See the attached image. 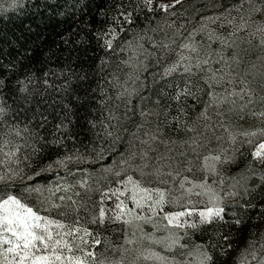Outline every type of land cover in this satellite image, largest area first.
Returning a JSON list of instances; mask_svg holds the SVG:
<instances>
[{
  "label": "snow or ice",
  "instance_id": "obj_1",
  "mask_svg": "<svg viewBox=\"0 0 264 264\" xmlns=\"http://www.w3.org/2000/svg\"><path fill=\"white\" fill-rule=\"evenodd\" d=\"M181 2L143 0V7L151 13L163 12L166 17L175 16L173 9ZM245 3L249 5V19L253 14L262 17L255 33L249 35L259 34L260 46L264 48V0L259 3L240 0L239 4L232 5L223 13L202 16L199 25L186 36L181 31L185 25L181 24L171 36L165 32L161 41L148 36L145 30L144 35L137 34L120 45V53H127V57L119 60L117 68L123 71L122 65L128 71L123 72L122 79L115 72L111 74L107 80L112 89L111 95L105 96L101 89L105 98L100 103L107 116L100 120V124L105 136L113 142L121 139V131L125 132L130 137V148L135 150L129 151L126 156L121 154L119 168L114 164L101 169L115 177L108 181L107 186L93 181L91 174L81 169H77L84 173L80 179L69 180L67 177L75 176L69 170L65 177L58 176L55 184L31 183L46 172L67 169L70 163L78 164L87 157L77 151L57 156L55 160L49 157L48 162L43 163L42 150L48 144L61 143L55 136L48 141L37 131L45 128L48 116L37 111L32 114L31 120L25 117L23 121L15 119L10 122L5 119L11 112L10 106L0 95V264H126L124 254L129 245L135 247V231L133 238H129L124 229V244L112 247V256L107 254V248L98 252L97 246L103 247L105 238L81 223V209L89 225L107 229L109 225L120 223L134 225L142 231V224H150L153 232L144 233L150 244L161 246L164 253H174L177 248L183 250V259H177L175 255L168 256L148 247L136 255L134 264H140V261L145 264L149 261L153 264H250L249 257L256 259L254 246L257 241L248 240L247 236L254 235L251 228L257 227L249 223L251 213L257 212L255 220L264 219V127L234 132L225 120V112L221 111L224 105L231 106L228 111L234 110L237 100L245 101L239 105L240 111H243L255 99V91L247 79L249 70L241 74L233 68V65L239 68L242 64L239 55L234 52L232 57L225 56V49L236 47L237 34L247 31L244 17L240 16V23L237 24V17L232 15L233 12H242ZM19 4L20 0H7L8 8H16ZM122 7L117 6V13L123 16V21L114 18L107 31L97 33V40L102 41L106 52L116 51L115 41L121 32L126 31L120 25L133 23L131 12L121 11ZM4 9L5 3L0 2V10ZM217 24L232 31L225 36L212 27ZM173 27L174 23L166 22L159 30ZM198 35L204 37L206 45L203 40L196 39ZM145 42L151 45V49L145 47ZM213 43H218L220 47L214 50ZM106 63L102 58L101 67ZM214 64H220V67L215 68ZM149 66L156 68L151 73V87L156 89L157 96L154 101H151V96L143 94L150 90V85L141 73ZM255 68V65L251 66V69ZM261 69L260 75L264 79V65ZM49 74L44 73L43 83L50 87L47 80ZM37 83L39 81L34 74L26 73L16 79L13 95L30 99L36 93ZM205 86L209 99L199 113V119L204 121L205 130L210 127L214 133L220 130V134L215 135L216 146H211L205 133H198L180 141V147H176L175 140L163 137L159 123L152 127V118L159 116L157 108L162 102L167 115V108L174 101L177 115L172 120L177 130L196 131L182 121L181 117L186 113L179 105L182 100L186 102L189 96L198 100L196 93L204 91ZM3 87L5 81L0 80V88ZM219 87L224 88L223 94L216 91ZM134 99H138L139 104H133ZM109 101L114 102L110 108L107 106ZM149 101L155 107H146ZM121 107L123 114L119 112ZM210 109L219 118L215 124L210 123ZM137 114L140 120L134 123L135 130L129 132L124 124ZM251 115L264 119V112H252ZM37 116L38 122L33 123ZM89 124L96 127L93 121ZM55 128L56 132L66 129L64 119ZM158 144L164 145V152L158 151ZM245 146L251 150V160L243 172L229 177L234 183L229 185V191L224 192L225 179L221 169L235 165L237 155ZM104 151L101 147L96 153L97 158H102ZM153 152L156 153L154 157ZM21 153L25 167H21ZM33 164L39 167L29 174L26 168L31 169ZM257 169L260 170L258 177ZM197 174H201L202 178ZM217 176L220 177L221 192L214 187ZM209 178H212V184L208 183ZM254 178L259 180L258 184ZM97 195L99 201L95 199ZM109 200L114 205L110 209L105 206ZM73 212L76 214L74 221L70 219ZM208 229L212 230L211 233ZM222 229H226L227 234ZM233 229L237 233L235 237ZM157 232L164 235L158 236ZM197 233L208 234V240L202 238L199 243H185ZM242 236L243 248L240 243ZM213 237L215 242H212ZM259 242L264 249V231H261ZM258 264H264V258Z\"/></svg>",
  "mask_w": 264,
  "mask_h": 264
},
{
  "label": "trees",
  "instance_id": "obj_2",
  "mask_svg": "<svg viewBox=\"0 0 264 264\" xmlns=\"http://www.w3.org/2000/svg\"><path fill=\"white\" fill-rule=\"evenodd\" d=\"M119 5L123 6L121 11L131 12L133 23L120 25L126 31L121 32L117 37L116 51L106 52L102 47V41L97 40V33L107 31L114 18L123 21V16L117 13ZM137 5L140 6L139 11H137ZM154 23V13L148 12L143 7V0H27L16 10L0 15V80L5 81V87L0 88V95L5 98L11 109L5 119L12 122L15 119L23 121L27 117L31 120L34 112H45L48 116V123L44 129H37V131L41 136L47 137L48 141H51L55 136L61 143L48 144L42 150L43 163H47L49 157L55 160L57 156L71 155L77 151L87 157L78 164L70 163L67 169L60 168L46 172L31 183L45 186L55 184L58 176L65 177L67 171H72L75 168L86 170L87 174H91L93 181H98L103 186L107 178L101 169L113 164L115 159L119 160L122 153L135 150L130 148V137L123 131L120 132L121 139L117 142H113L105 136L100 120L107 116V111L100 101L106 95L112 94V89L107 84L111 74L115 72L119 75L122 72L118 70L117 65L119 60L126 56V53H120V45L124 41L132 40L137 34L144 35L145 30L148 33L152 30ZM102 58L107 62L103 68L101 67ZM120 67L122 68V66ZM29 72L34 74L39 81L35 86L36 93L30 99L13 95L12 90L16 79ZM45 72L50 73L47 77L50 87L43 83ZM148 83L151 87V81ZM251 86L255 91V99L251 104L254 108H251L264 112V79L261 78L260 72L252 79ZM29 87L32 88L31 85ZM102 88L105 96L101 94ZM144 95L151 96V101H154L157 98L156 89L151 87ZM196 95L199 97L198 100L189 96L186 102L182 100L179 105L185 109L186 113L181 117L182 121H186L196 131L177 130L175 122L172 120V117L177 115V105L174 101L167 108V115H165V106L162 102L161 106L157 108L159 116L152 118V127L159 123L163 137L175 140L176 147H180V141H186L198 133H205L208 140L211 141V146H216L215 135L219 134L214 133L211 127L205 130L204 121L199 119V113L204 109L205 103L209 99L206 86L204 91L198 92ZM151 101L146 104V107H155ZM112 103L114 102L109 101L107 106L110 108ZM133 104H139V100L134 99ZM237 110H240L239 105ZM123 111L124 109L121 107L119 112L123 114ZM129 116H132V113H129ZM247 118L254 119L253 116ZM61 119H64L67 128L62 132H56L55 125ZM38 120L37 116V120L33 123ZM139 120L140 117L137 114L124 126L129 132L134 131V123ZM89 121L95 122L96 127L93 128ZM210 123L214 124L212 121ZM257 127H264V119L257 120L254 126L250 125L243 130H252ZM227 146L225 145V147ZM101 147L105 150L103 157L97 158L96 153L100 151ZM250 151L245 146L242 152L237 155L235 165L225 166L221 169L228 187L234 183L229 177L237 176L238 173L243 172L248 161L251 160ZM20 158L21 167H25L23 153ZM38 167L39 165L33 164V167L26 168V171L31 174ZM76 174L80 179L84 173L77 171ZM259 175L260 170L257 169L256 177ZM75 176L67 178L77 179ZM255 183L258 184L259 180L255 179ZM95 199L99 201V196L97 195ZM256 208L258 211L259 204ZM96 211L98 214V204ZM256 214V211L252 212V218L249 219L250 224L257 225V227L251 228V233L254 235L264 228V219L255 220ZM79 215L84 226L92 228L94 232H100L105 238L104 246H97L98 252H104L107 248V254L112 256V247L123 245L124 225L116 223L109 225L107 229H99L87 223L83 209L80 210ZM75 218L76 214L73 212L70 219L74 221ZM207 231L211 233L212 230L208 229ZM222 231L227 234L226 229H222ZM232 235L234 237L237 235L234 229ZM254 235L249 234L247 239L251 240ZM202 238L207 241L208 234L197 233L191 237L192 241L197 243L201 242ZM212 242H215L214 237ZM243 242L244 237L242 236L241 248L244 246Z\"/></svg>",
  "mask_w": 264,
  "mask_h": 264
},
{
  "label": "rangeland",
  "instance_id": "obj_3",
  "mask_svg": "<svg viewBox=\"0 0 264 264\" xmlns=\"http://www.w3.org/2000/svg\"><path fill=\"white\" fill-rule=\"evenodd\" d=\"M26 1L27 0H20V4L18 7L8 8L7 7V0H0V2L5 3V9L0 10V15H3V14H6L10 11L16 10L17 8L22 6ZM154 2L159 3L160 0H154ZM165 2H170V0H165ZM253 2L259 3L260 0H253ZM239 3H240V0H182L181 4L177 5L173 9V11L176 12L175 16L169 15L166 17L163 12L154 13L155 23L153 24L152 30L157 29V31L153 32L152 30H150L147 33V35L150 37H154L157 41H161L165 37V32H167V35L171 36L172 32H174L176 29H179L181 24H184L185 27L183 29H181V31L186 36L189 31H191L194 27H197L199 25V22H200L202 16H212L214 14L223 13L225 9L231 7L234 4H239ZM248 7H249V5L247 3H245L244 10L242 12H240V13L233 12L232 13L233 16L237 17V20H236L237 24L240 23L239 17L240 16L244 17L245 21H247V31L237 34V37L235 38L236 39V47L225 49V56L226 57H232L234 52L239 55L240 59L242 60V64L240 65L239 68H236L235 65H233V68L235 71H237L241 74H243V72L246 69H248L249 75L247 76V79L251 83L254 76L258 72H260V70H262L261 65H264V48H262L260 46V35L259 34L249 35L250 33H255L256 28L259 25L262 17L253 14L251 19H249ZM166 22L167 23H174V27L172 29H166L165 31H160L159 30L160 27L165 25ZM212 27L216 28L217 31L221 32L225 36L228 34L229 31H232V29L228 28V27L220 28L218 24L213 25ZM196 39L198 41L203 40L204 44L205 45L207 44V41L204 40V37L202 35H198L196 37ZM145 47L151 49V45L147 42H145ZM219 47L220 46L218 43L212 44V48L214 50L218 49ZM126 57H127V53H126V56L124 58H126ZM213 58H215V52L214 51H213ZM252 65H255L256 68L251 69ZM213 67L219 68L220 64H214ZM122 69H123V71L121 72V74H119L121 79L123 78V72L128 71V69L123 68V66H122ZM155 71H156L155 67L149 66L148 70L143 71L141 73V75H142V77H146L147 82H148V81H151V73H153ZM150 89H151V87H150ZM216 91L220 94H223L224 88L219 87L216 89ZM147 92L148 91H146L144 93H147ZM243 103H245V101L237 100V105H236L235 109L232 111H228L229 107H231L230 105H224L223 108L221 109V111L225 112L226 122L229 123L230 127L232 128V130L234 132L243 130L244 128H248V126H250V125L254 126L257 123V120L258 121L260 120V118L254 117V116H253L254 119H250V118L248 119L247 118L248 116L252 117L251 113L253 111H255L257 113L260 112V111L253 110L252 108H254V106L248 105L246 108H244L243 111L237 110L238 105L243 104ZM209 116L212 117L211 121L214 124L216 123V120L219 119L218 117L215 116L214 110L209 111ZM215 133L220 134V130L217 129ZM157 148H158L159 152L165 151L163 144H158ZM122 154H124V153H122ZM126 155H127V153H125V156ZM155 155H156V153L153 152L152 156L154 157ZM120 158H121V156H119V160L115 159L113 164H111L110 166L115 164L116 168H119L120 167V164H119ZM136 162L139 163V160H137ZM72 172H74L76 174L77 169L73 168ZM77 174H79V173H77ZM77 174H76L75 178L78 179ZM197 175L200 176V178H202L201 174H197ZM105 178H107V179H105L106 183L103 184V186H107L108 181L115 179V177L112 176L111 174H106ZM215 179H216L217 183H216V185H214V187H215L217 192H221V186L219 185L220 177L217 176V177H215ZM69 180H72V179H69ZM55 181L57 182V180H55ZM208 183L212 184V178H209ZM228 188H229L228 185L226 183H224L222 191H224V192L229 191ZM105 206L108 207L109 209L112 208L114 206L113 201H111V200L106 201ZM129 207H131L130 203H129ZM168 210H174V209H168ZM124 228L127 230V234L129 236V238H133L132 234L135 231V238H134L135 239V247H133L132 245H129L128 246L129 250L124 254V259L126 261V264H134L136 255L148 247H151L155 251H159V252L164 253V250L161 246L150 244L148 239L144 236V233L153 232L152 226L150 224H142L141 225L142 231L140 229H136L134 225H127V226L124 225ZM261 231H264V228ZM261 231L257 232L254 235V237L251 238V240H256L257 243L254 246L255 251H256V259H251V257H249L250 264H258V261L260 259L264 258V249H262L260 247V242H259ZM157 235L161 236V235H164V233L163 232H157ZM192 242L193 241L191 238L185 241V243H189V244H191ZM182 251H183L182 249L177 248L174 253L169 252V253H164V254H166L168 256L175 255L177 259H183V257L181 256ZM250 251H251V249H250ZM140 264H145V262L140 261ZM147 264H153V262L149 261V262H147Z\"/></svg>",
  "mask_w": 264,
  "mask_h": 264
}]
</instances>
